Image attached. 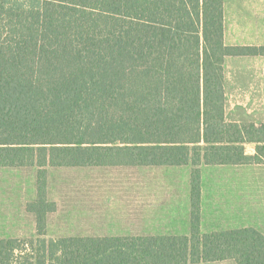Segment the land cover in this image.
<instances>
[{"label":"trees","instance_id":"obj_1","mask_svg":"<svg viewBox=\"0 0 264 264\" xmlns=\"http://www.w3.org/2000/svg\"><path fill=\"white\" fill-rule=\"evenodd\" d=\"M230 55L264 48L226 46L224 0H0V173L31 177L34 231L0 264H264L261 230H202L205 169L264 166V124L226 119ZM150 169L187 170V234L48 235L54 174Z\"/></svg>","mask_w":264,"mask_h":264},{"label":"rangeland","instance_id":"obj_2","mask_svg":"<svg viewBox=\"0 0 264 264\" xmlns=\"http://www.w3.org/2000/svg\"><path fill=\"white\" fill-rule=\"evenodd\" d=\"M242 121L264 124L252 117H244ZM254 148L250 145L247 150L253 152ZM205 170L202 230L251 226L264 233V166L248 164ZM30 179L26 173H0L2 238L33 237L32 221L19 210L15 211L31 192ZM50 191V197L60 206L48 228V235L53 238L70 234L183 235L189 232L187 170L67 171L54 174ZM9 208L14 211L10 212Z\"/></svg>","mask_w":264,"mask_h":264},{"label":"crops","instance_id":"obj_3","mask_svg":"<svg viewBox=\"0 0 264 264\" xmlns=\"http://www.w3.org/2000/svg\"><path fill=\"white\" fill-rule=\"evenodd\" d=\"M224 40L228 47L264 48V0H224ZM224 73L227 121L264 123V55L227 56Z\"/></svg>","mask_w":264,"mask_h":264}]
</instances>
